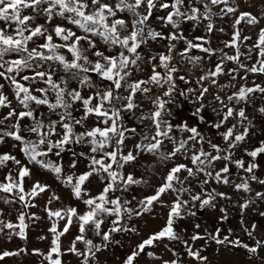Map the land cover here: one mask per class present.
I'll list each match as a JSON object with an SVG mask.
<instances>
[{
	"label": "snow or ice",
	"instance_id": "obj_1",
	"mask_svg": "<svg viewBox=\"0 0 264 264\" xmlns=\"http://www.w3.org/2000/svg\"><path fill=\"white\" fill-rule=\"evenodd\" d=\"M27 12V14H25ZM163 13L160 15L159 13ZM232 16L233 31L231 38L224 42L222 48L210 46L206 36L195 37L189 40L181 31V25L191 24L193 29L202 27L206 33L213 31L223 32V28H216V18ZM61 23L52 22L57 20ZM249 11H241L238 0H0V108L8 109L7 114L0 119V144L10 137L18 142L23 155L29 163H35L42 168L48 169L55 174L56 178L65 186L70 187L71 194L86 205L87 210L79 212L76 207L67 206L53 210L48 207L60 197L52 195L45 205V212L52 221L48 231L52 234L47 253L39 249L32 251L44 257L42 264H64L61 257L74 255L80 260V264H99L97 253L109 247L113 242V233L137 232L136 228L130 227L127 221L134 216H141L151 210L154 203L168 208L167 221L163 228L149 235L126 256L123 264H135L136 259L143 253L146 247L154 246L164 240L175 241L180 235L175 230V223L183 219L185 215H195L193 208L199 203L201 208L207 206L215 208L216 199H228L223 191L212 189L205 193L203 186L209 183L211 178L217 183L230 185L235 191L251 192L250 181H256L264 185V179L255 174L258 164L255 159L264 154V142L252 150L245 149V153L251 158V162L245 166L243 159H234L233 150L246 142L249 136L251 119L246 111L256 93L264 94V86L253 84L242 85L237 91L223 98L216 93L214 100L219 104L213 108L215 119L210 122L211 128L215 129L225 142L222 148L220 144L212 143L210 137L204 135L195 126L187 123L173 124L166 117L167 105L170 103L175 92L174 73L179 69L174 63L178 56L181 60L187 57L188 62L198 64L203 57L189 55L193 48L200 49L210 59L217 52L221 53L214 68H209L196 83L200 85L196 100L199 102L194 115H200L206 107L204 98L209 93L211 86H217V77L225 75L226 61L235 62L236 67L227 70L232 78L243 70L245 75L240 77L246 80L249 73L264 74V28L257 33V40L251 47L244 45L250 36L243 35L238 25L244 22L250 26H259L260 19ZM44 20L41 24L38 21ZM153 20L158 22L161 30L153 26ZM65 22L75 26L83 34L78 35L71 27H66ZM48 25H52L51 29ZM168 28L167 34L163 31ZM91 34V35H89ZM100 37L104 49L99 47L94 37ZM59 38L60 42H56ZM184 41L186 47L177 49L176 41ZM151 41H167L164 49L155 55L148 54L147 59L138 49L142 45H148ZM30 42L31 45L30 46ZM86 45V47H85ZM208 45V46H206ZM246 47V51H241ZM112 48L118 51L110 52ZM225 48L234 50L233 55L224 52ZM59 49H67L71 52L72 59H66L60 54ZM46 50V51H45ZM95 59H91L89 56ZM255 53L256 60L251 66L244 60L251 61ZM26 54V55H25ZM243 57V60L241 59ZM59 62L65 72L70 73L72 79L79 85L92 89L91 94L84 96L78 88L71 87L68 80L61 77L57 82L53 79L51 63ZM150 65V75L146 79H137L129 82L134 71H143V65ZM47 64V67H45ZM159 69L163 70V74ZM30 70L31 74H23ZM88 72L97 73L103 80L111 82L104 87H94L93 81L86 75ZM184 80V76L179 77ZM205 81L208 86H205ZM26 82V83H25ZM38 84L44 87H36ZM157 86L163 91L161 95L151 97L154 108L140 120L149 121L146 125L149 131L154 127V134L145 132L139 142L128 147L126 141L135 137L136 127H127L122 120L121 109L131 111L139 106L135 101L139 92L149 95L152 92L150 86ZM12 90V98L5 94V89ZM221 90L223 86H220ZM123 89L127 95L120 91ZM196 90L189 88L188 92ZM39 93V95H37ZM54 93V100L49 99V94ZM181 95H184L181 92ZM162 97H168L163 99ZM120 106L117 107L116 103ZM20 106V110L14 106ZM77 103L79 107L77 108ZM244 106H240V105ZM231 105V106H230ZM40 106H46L49 115L42 118ZM62 110V111H61ZM264 115V106L256 109ZM75 111L81 114L74 115ZM56 118L53 119L52 117ZM95 120L90 124V117ZM28 119L29 125L21 124ZM203 120L204 117L200 116ZM236 121L229 126V121ZM5 121H12L5 124ZM243 126V131L237 130V125ZM77 126L83 131L77 132ZM224 128L225 131L220 132ZM174 129L186 133V136L177 138ZM35 137V139H27ZM53 137H56L53 140ZM172 144L170 151H163L164 143ZM209 145L205 150L204 144ZM86 145L88 152L75 151L71 145ZM65 151H71L72 159L69 162V170H74L80 158H87V170L76 174L64 172L61 163L46 159L49 154L57 158ZM158 156L161 161L171 163V167L161 177V183L155 188L153 194L146 195L137 200L132 196L129 200L123 196L115 195L117 191L127 192L132 185L148 184L143 178H136L133 173H124L123 169L138 161L143 153ZM215 153V154H213ZM99 157V158H98ZM183 158L189 163L177 162ZM16 166L15 174L9 169L3 180H0V193L13 194L18 198L17 202H25L26 197H38L50 188L47 183L36 180L28 165L24 164L15 155L0 153V167H6L8 162ZM222 162V166L216 169V164ZM234 164L248 175L241 178L240 183L230 180V165ZM115 165V168L113 166ZM186 173V175H182ZM201 174L205 179L200 182L201 191L193 192L187 187L193 178ZM95 176L103 183L102 190L92 196L88 192V184ZM31 181L30 184L28 182ZM171 194V203L162 200L164 194ZM187 194L188 199L183 196ZM13 197L0 196L5 205L13 203ZM259 199L264 201V191H256L254 197L245 199L240 205L242 209H248ZM136 201V207L130 206ZM192 205V207H189ZM33 207L36 205L33 204ZM223 212V209H221ZM259 215L264 217V212ZM35 219V213L32 214ZM3 211L0 210V234L10 240L14 235L26 238L27 214L21 209L17 212L16 221L5 220ZM106 217H114L106 226ZM56 218V219H53ZM227 219V216H221ZM63 221L61 230H57V223ZM72 227L78 229V234L66 248H62L61 237L69 233ZM197 229L200 225H195ZM91 231L94 237L100 239V243H94L93 239L87 238V232ZM253 230H258L256 224L244 228L246 234L254 239V244L242 243L239 239L230 240L229 235H222L221 229L217 228L211 233H206L217 245L225 243L242 244L248 252L256 254L264 249V237L257 238ZM231 233V229L228 230ZM41 240L44 236L38 237ZM199 232L191 236V240L204 239ZM77 242H82L83 250L77 248ZM119 242V241H115ZM187 245L188 242L185 241ZM23 250H2L0 261L6 258L18 256ZM153 255V253H148ZM177 255L178 254H175ZM186 255L192 257L198 264H207L208 257L200 254V250H193L188 245ZM163 264H184L183 260L174 258L164 260Z\"/></svg>",
	"mask_w": 264,
	"mask_h": 264
},
{
	"label": "rangeland",
	"instance_id": "obj_2",
	"mask_svg": "<svg viewBox=\"0 0 264 264\" xmlns=\"http://www.w3.org/2000/svg\"><path fill=\"white\" fill-rule=\"evenodd\" d=\"M238 2L241 11H249L258 17H264V0H238ZM25 14H27V12ZM159 14L163 15L162 12ZM38 22L43 24L44 20L40 19ZM52 23H61V21L59 18H57V20L53 21ZM232 23V16H228L216 18V28H223V32L213 31L212 33H206L202 27L193 29L192 25L188 23L181 25V31H183L185 37L189 40H194L195 37L199 36H206L208 41H210L211 47L222 48L224 42L231 38V33L233 31ZM0 26L3 25L0 24ZM51 26L52 25H48L50 29ZM65 26L71 27L74 31H77L78 35L83 34L73 25H69L65 22ZM153 26L156 27L157 30H161L160 24L155 20H153ZM237 28L240 29L242 36L247 35L251 37L250 40L244 42V45L251 47L252 44H254L257 40V33L259 29L264 28V18L260 19L258 27L250 26L244 22H241ZM163 31L165 34H167L169 29L164 28ZM94 39L97 45L103 50L104 45L100 37L97 36L94 37ZM55 40L56 42H60L59 38H55ZM166 43L167 41H151L148 45H142L141 49H138V51H140L142 55H145L147 59V55L149 53L155 55L157 52L162 51ZM175 43L177 49L183 50V48L186 47L184 41L177 40ZM30 46H32L31 42ZM58 51L60 54L65 55L66 59H72V54L71 52H68L67 49H59ZM109 51L116 52L118 49L112 48ZM241 51H246V47H241ZM224 52H227L229 55L234 54V50L230 48H225ZM88 54L91 59H95V57L91 56V51H89ZM189 55L203 57V60L198 64H192L188 62L187 57L183 60H181L178 56L175 57L174 63L179 71L173 74L175 81V92L172 95L170 103L166 106L168 112L166 118L173 124L187 123L190 127H197L198 130L204 135L211 138L212 143L220 144L223 148L225 146V142L223 141L222 137L217 134L216 130L210 126V122L215 119V114L213 113L212 109L219 107V104L214 100V95L219 93L221 97L226 98L227 95L237 91L242 85L252 86L253 84H260L261 86H264V74L249 73L247 79L242 80L240 77H243L245 73L243 70H240L239 73L236 74V78L233 79L231 74H227V70L235 68L236 64L235 62L226 61V74L217 77V86H211L209 93L206 94L204 98L206 107L201 111L199 116L194 115L199 105V102L196 100V95L198 94L200 85L196 83V80L204 73V71L209 68H214L215 64L220 58L221 53L217 52L209 59L200 49L193 48ZM241 59L243 60V57ZM255 60L256 56L254 53L252 60H244V63L248 66H251ZM49 63L52 65L51 71L53 72V79L55 81L59 82L61 77H63L68 80L71 87L81 90L84 96L91 94L92 89H88L82 85H79L77 80L71 78L70 73L63 70V67L59 64V62L53 61ZM45 67H47V64H45ZM159 70L163 74V70ZM23 74L31 73L30 70H25ZM86 75L91 78L94 87L106 88L111 84V82L103 80L95 72H88ZM148 75H150V65L145 63L143 65V71H134L129 82L137 79H146ZM180 76H184L185 79L181 80L179 78ZM0 83H4V81L0 79ZM204 83L205 86H208L207 81ZM44 86L45 85L43 84L36 85V87ZM220 86H223L222 90ZM150 87L152 88V92L149 95H145L142 92L136 94L135 101L139 106L137 109H133L131 111L121 109L123 123L129 128H137L136 136L126 141L128 147H131L133 144L139 142L140 137L145 132H148L149 135L154 134V127L151 131H149L146 125H149L150 122H142L140 120V116L147 114L154 108V105L151 102V97H154V95L162 96V93L164 90H166L167 86H165L164 89L154 85ZM189 88H192L196 91L188 92ZM118 91L124 95H127V92H124L123 89ZM181 92H183L184 95H181ZM5 94L8 95L9 98H12L13 93L10 88L6 87ZM37 95H39V93H37ZM162 98L168 99V97ZM49 99L54 100V93L49 94ZM14 106L20 110L19 105L14 103ZM116 106H120L119 102L116 103ZM240 106L244 105L242 104ZM261 106H264V94L256 93L252 98L251 103L246 108V111L252 121L249 129V136L247 137L246 142L242 143L239 147L233 150V158L243 159L245 161V166H247V163L251 162V158L246 155L244 150H252V148L257 147L261 142H264V115L259 114L256 110ZM78 107L79 103H77V108ZM7 111L8 109L0 108V119H3V117L7 114ZM40 112L42 113V118H47L49 115L46 106H40ZM80 114L81 113L79 111L74 112V115L77 117H79ZM200 116H203L204 119L201 120ZM52 118L55 119L56 117L53 116ZM94 120V116L90 117L89 123L91 124ZM11 122L12 121H5V124H10ZM235 122L236 121L230 120L229 126ZM30 123L31 121L28 119L21 121L22 126L29 125ZM75 130L79 132L83 131L84 129L80 126H77ZM237 130L243 131V126L238 124ZM223 131H225V129L221 128L220 132ZM173 134L176 135L177 138L187 135L186 133L180 132L179 129H174ZM24 135L27 139H35L34 136L28 137L26 133ZM55 139L56 137H53V140ZM71 148L77 152H88L89 150L86 145L73 144L71 145ZM171 148L172 144L168 141H165L163 151H170ZM204 148L205 150H209V145L205 143ZM0 153H10L15 155L24 164L28 165V167L31 169L33 177L36 180H39L42 183H47L50 186V188L46 190L44 194L38 197H26V202L28 204L27 207H25V202H17L18 198L13 197V194L0 193V196L6 195L13 197V203L11 205H5L3 201L0 200V210L3 211L2 218L5 220L11 219L13 222H15L17 212L22 209L27 214L26 223L29 224V227L26 229V238L22 239L21 237L14 235L10 240H8L3 234H0V251L23 250L21 251L20 255L6 258L4 261H0V264H42L44 257L32 250L39 249L41 252L47 253L50 246V241L53 238L52 234L48 231L52 221L49 220L47 213L45 212V205L47 204L49 197L52 195L60 197L59 201H54L51 205H48V207L52 208L53 210L61 207L72 206L76 207L78 211L82 213L87 210V207L82 201L77 200L71 194L70 187L62 184L61 181L56 178L54 173L48 169L42 168L38 164L29 163L28 158L22 154L20 147L18 146V142L14 141L10 137L6 138L5 143L0 144ZM46 159H51L54 162L61 163L64 167V172L66 173L74 172L79 174L80 172L87 170L86 166L88 161L86 157L80 158V161L74 170H69L68 165L72 159L71 151L63 152L60 158H57L54 154L50 153ZM177 162L189 163V166H191L190 162L183 158L178 159ZM255 162L258 164V167L254 170L255 174L260 179H264V154L259 155L255 159ZM171 166V163L161 161V159L156 155L147 152L141 154L138 157V161L136 163L127 165L123 171L125 174L131 172L136 178L145 179L148 181V184L132 185L129 187L127 192L122 193L117 191L115 195L123 196L129 200H132V196H136L137 200H139L146 195L153 194L155 188L161 183V177ZM221 166L222 162H218L216 164V169L218 170ZM229 167V178L233 183H240L241 178L248 175L243 170L237 168L234 164L230 165ZM113 168H115V165ZM9 169L13 172V174H15L16 166L11 161L7 163L6 167H0V180H3L5 173ZM182 175H186V173H183ZM204 179V175L201 174L198 178H193L186 186L190 187L193 192H200V182H202ZM208 179L209 183L203 186L205 193L211 191L212 189H215L216 191H223L227 194L228 199L218 197L215 201V208L207 206L201 208L197 202L193 208L195 215H185L183 219H179L175 223V230L180 235V239L169 241L165 238L159 243H156L154 246L146 247L145 251L141 253V255L136 259L135 264H163L164 260L170 261L174 258L183 260L184 264H198L196 260L186 255L188 245H190L193 250H200L201 255L207 256V264H250L251 260H254V254L248 252L247 249L242 246V244L225 243L222 246L217 245L210 238H207L206 233H211L215 229L219 228L222 230V235H229L230 240L239 239L242 243L253 245L254 239L250 238L246 234L244 228L250 226L251 224H256L258 230L253 231L258 235L260 234V237L264 235V217L259 215L260 212H264V201L257 199L256 202L248 209H242L240 205L245 199L254 197L256 191H264V185H260L256 181H250V187L252 191L244 192L242 190L235 191L230 185L217 183L211 178ZM30 183L31 181L28 182V184ZM103 183L104 182H101L99 178L93 176L91 178L90 184L87 186L89 194L96 196L102 190ZM183 198L188 199L189 196L185 194ZM162 200L163 202L170 204L172 195L170 193L164 194L162 196ZM33 204L36 206L33 207ZM130 206L136 207V201L133 200ZM189 207H192V205ZM221 209H223V212H221ZM199 211H201V213H199ZM33 213H35L36 217H39L40 219H35V217L32 216ZM167 214L168 208L162 207L159 203H154V206L151 208V210L144 212L141 216H134L130 221H127L130 227L137 229V232L113 233V242L110 243L108 248L97 253L99 264H123L126 256L130 254L136 245L141 243L144 239H147L152 233L157 232L164 227L167 221ZM221 216H227V219H221ZM112 219H114V217L105 218L106 224L103 226L105 227V230L106 226L111 223ZM62 224L63 221H59L57 223L58 231L61 230ZM197 224L200 225L199 229L195 227ZM229 229H231V233H229ZM256 231H261L262 234L261 232L257 233ZM196 232H199L202 236H205V238L195 241L191 240V236ZM77 234L78 229L76 227H72L69 233H66L64 236H62V248H66ZM40 236H44L46 239L41 240L38 238ZM87 238L93 239L94 243H100V239L98 237H94L90 230L87 232ZM115 241L119 242L117 243ZM185 241L188 242L187 245L185 244ZM76 246L81 250L84 248L82 242H77ZM150 252L153 253V255H149L148 253ZM174 253L178 254V256L174 255ZM61 259L64 264H80L79 258L74 255H65L62 256Z\"/></svg>",
	"mask_w": 264,
	"mask_h": 264
},
{
	"label": "crops",
	"instance_id": "obj_3",
	"mask_svg": "<svg viewBox=\"0 0 264 264\" xmlns=\"http://www.w3.org/2000/svg\"><path fill=\"white\" fill-rule=\"evenodd\" d=\"M256 232L260 233L261 231H256ZM261 234H262V232H261ZM255 235L257 238H261L260 234L258 235L255 233ZM262 237H264V235H262ZM250 264H264V249H260V250H258V252L256 254H254V260H251Z\"/></svg>",
	"mask_w": 264,
	"mask_h": 264
},
{
	"label": "water",
	"instance_id": "obj_4",
	"mask_svg": "<svg viewBox=\"0 0 264 264\" xmlns=\"http://www.w3.org/2000/svg\"><path fill=\"white\" fill-rule=\"evenodd\" d=\"M199 213H201V211H199Z\"/></svg>",
	"mask_w": 264,
	"mask_h": 264
},
{
	"label": "bare ground",
	"instance_id": "obj_5",
	"mask_svg": "<svg viewBox=\"0 0 264 264\" xmlns=\"http://www.w3.org/2000/svg\"><path fill=\"white\" fill-rule=\"evenodd\" d=\"M187 69V68H186ZM188 71V70H187Z\"/></svg>",
	"mask_w": 264,
	"mask_h": 264
}]
</instances>
